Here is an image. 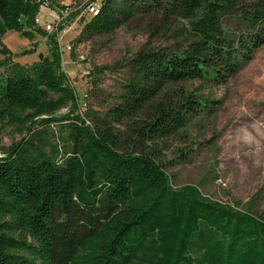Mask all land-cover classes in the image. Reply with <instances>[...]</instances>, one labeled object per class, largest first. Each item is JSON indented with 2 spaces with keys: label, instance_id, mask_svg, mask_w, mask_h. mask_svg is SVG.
<instances>
[{
  "label": "trees",
  "instance_id": "obj_1",
  "mask_svg": "<svg viewBox=\"0 0 264 264\" xmlns=\"http://www.w3.org/2000/svg\"><path fill=\"white\" fill-rule=\"evenodd\" d=\"M54 1L0 0V36L33 40L39 34L49 46L48 55L30 65L0 60V123L41 118L45 127L54 122L61 130L58 144L37 135L36 143L24 139L31 151L24 144L0 157V264H264L262 214L241 210L240 201H212L193 186L172 189L153 153L120 149L114 126L152 104L170 83L227 84L264 46V3L241 8L238 0H166L163 6L160 0H103L84 24L89 39L152 11L177 13L191 25L182 34L186 47L174 54L138 52L126 92L87 123L76 115L52 116L73 99L60 71L57 34L35 22L41 5ZM229 15L239 24L233 35L223 29ZM184 101L183 111L157 103L137 131L146 146L202 110L196 98ZM261 194L264 183L252 200H263Z\"/></svg>",
  "mask_w": 264,
  "mask_h": 264
},
{
  "label": "rangeland",
  "instance_id": "obj_2",
  "mask_svg": "<svg viewBox=\"0 0 264 264\" xmlns=\"http://www.w3.org/2000/svg\"><path fill=\"white\" fill-rule=\"evenodd\" d=\"M102 1L55 0L53 6H45L41 12L42 24L55 18L60 20L61 30L56 36L62 53L60 71L73 94L72 101L53 117L76 115L90 123L94 116H103L118 96L126 92L129 64L138 52L160 50L174 54L186 47L182 34L189 30L190 20L165 11L138 13L111 34L87 38L82 35L84 24L94 15L91 9L99 8ZM165 2L160 0L161 6ZM238 2L241 8H251L264 0ZM238 28L233 15L223 21V29L230 35ZM33 48L35 51L29 52ZM4 49L7 53L0 52V60L10 58L22 65H30L49 52L47 39L39 34L30 40L7 33L0 36V50ZM56 72L59 73L57 67ZM188 97L203 103L198 115L169 137L146 146L137 131L156 111L157 103L183 111L184 99ZM50 123V127H45L41 118L22 125L0 123V157L9 156L15 147H24L28 141L36 143L37 135L51 146L58 144L61 130L56 123ZM114 126L120 149L136 154L153 153L172 189L193 186L212 201L222 204L240 201L241 210L264 216V199L252 200L264 183V46L227 84L204 80L170 83L152 104ZM27 146L28 152L31 151V145ZM46 152L50 153L48 147ZM56 158L60 160L59 155Z\"/></svg>",
  "mask_w": 264,
  "mask_h": 264
},
{
  "label": "built area",
  "instance_id": "obj_3",
  "mask_svg": "<svg viewBox=\"0 0 264 264\" xmlns=\"http://www.w3.org/2000/svg\"><path fill=\"white\" fill-rule=\"evenodd\" d=\"M45 6L47 7H50L49 4L45 3L43 5H41L40 7V11H39V14L37 15L36 19H35V22H36V25L40 28L43 27V29H45L44 31L51 34V33H56V34H59L60 32V20L58 18H55V19H52V22L51 23H48V24H42L41 22V12L43 9H45ZM100 8V7H99ZM99 8L97 9H91L93 11V14L96 15L99 11Z\"/></svg>",
  "mask_w": 264,
  "mask_h": 264
},
{
  "label": "water",
  "instance_id": "obj_4",
  "mask_svg": "<svg viewBox=\"0 0 264 264\" xmlns=\"http://www.w3.org/2000/svg\"><path fill=\"white\" fill-rule=\"evenodd\" d=\"M44 58V56L41 54L40 56H39V60H42Z\"/></svg>",
  "mask_w": 264,
  "mask_h": 264
}]
</instances>
